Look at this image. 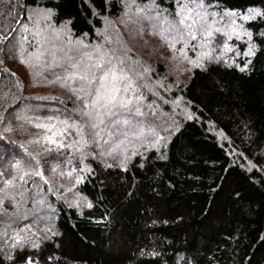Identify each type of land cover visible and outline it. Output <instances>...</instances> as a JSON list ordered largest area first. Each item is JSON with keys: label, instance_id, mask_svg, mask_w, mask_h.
Returning <instances> with one entry per match:
<instances>
[{"label": "trees", "instance_id": "obj_1", "mask_svg": "<svg viewBox=\"0 0 264 264\" xmlns=\"http://www.w3.org/2000/svg\"><path fill=\"white\" fill-rule=\"evenodd\" d=\"M36 2L54 10L56 26L70 21L73 39L99 42L97 29H101L112 41L106 46L117 55L127 51L132 60L139 58L150 67L148 78L162 85H154L159 98L142 89L145 102L155 100L164 126H175L162 133V145L138 150L126 168L111 157H99L93 149L84 157L91 171L83 173V182L71 192L64 188L71 187L74 178L61 176V169L50 170L53 163L67 158V151L58 156L53 146L45 154L47 145L28 142L40 130L15 118L32 116L27 109L47 114L46 110L75 106L66 89L35 77L12 44L3 42L22 6L20 23H26L27 11ZM146 2L136 0L141 6ZM155 2L174 14V0ZM219 6L264 9V0H219ZM124 12L122 0H0V165L14 155L27 159L25 149L38 157L49 182L33 179L50 205L40 227L50 222L54 230L35 249H14L12 260L0 251V264H23L29 255L38 264H264V37L260 35L264 18L242 22L252 32L254 55H244L249 46L246 37L228 41L240 53L229 52L228 57L240 65L247 60L246 70L211 61L203 68H191L178 82L163 62L148 63L128 47L115 24ZM104 18L112 22L107 27ZM13 31L9 41L19 37L17 26ZM217 39L223 43L221 35ZM60 71L45 69L42 75L50 80L52 72ZM169 85L171 90L166 91ZM177 96L183 97L178 107L171 103ZM185 109L195 118L186 119ZM8 126L13 131L5 133ZM79 160L76 156L69 167L79 169ZM75 192L92 206H69Z\"/></svg>", "mask_w": 264, "mask_h": 264}, {"label": "snow or ice", "instance_id": "obj_2", "mask_svg": "<svg viewBox=\"0 0 264 264\" xmlns=\"http://www.w3.org/2000/svg\"><path fill=\"white\" fill-rule=\"evenodd\" d=\"M122 4L125 16H129L134 7L136 20L133 22L146 21L148 29L172 51L171 60L190 66L181 67L180 72L203 68L206 62L211 61H223L229 67L235 64L241 71L246 70L247 60L240 65L235 57H228L229 52L240 54L228 41L233 37L236 40L246 37L249 46L244 55H254L252 32L242 22L264 18V9L249 7L238 11L221 8L219 0H174V14L161 9L155 0H147L142 6L136 0H122ZM93 15L99 13L93 12ZM53 16L52 8L36 2L35 7L27 11V22H16L18 39L14 36L9 41L5 35L3 42L12 44L20 62L34 70L35 77L59 84L75 98V106L71 110L51 109L46 110L47 114H36L38 109L33 108L26 110L32 112V116L17 114L15 117L40 130L28 142L47 145L45 154L50 153L53 146L58 156L64 155L61 150L67 151V158L53 163L50 170L55 173L61 169V176H67L70 181L74 178L75 183L64 188L65 192H71L83 182V173L91 171L84 157L92 155L93 149L99 157H111L119 161L121 168H126L138 150L162 145L165 141L162 133L175 126H164V114L158 112L155 100L145 102L142 89L159 98L154 85H162V81H150L147 76L150 67L139 58L132 60L127 51L117 55L114 48L106 46L112 41L101 29H97V36L102 37L99 42L73 39L68 27L70 21L56 26L52 23ZM104 19L106 27L112 23ZM218 34L223 37L222 44L218 42ZM83 35L87 36V33ZM260 35L264 37V33ZM29 46L31 50H27ZM186 49L195 52V56H189ZM55 68L61 71L52 72V79L42 75L43 70ZM171 87L169 85L166 91ZM182 101L183 97L177 96L171 103L178 107ZM184 114L186 119L195 118V113L187 109ZM11 131L10 126L4 128L5 133ZM25 131L21 129V134ZM24 152L27 159L14 155L6 164L0 165V251L4 252L7 260L13 259L14 249H35L54 231L50 222L40 227L48 216L50 205L39 195L40 184L33 178L44 183L49 181L40 169L38 157L27 149ZM76 156L80 158V167L70 168ZM54 194L64 198L62 193ZM29 203L31 207H27ZM81 203L86 207L92 206L79 192H75L69 206L75 204L79 208ZM23 264H38V261L29 255L23 258Z\"/></svg>", "mask_w": 264, "mask_h": 264}, {"label": "rangeland", "instance_id": "obj_3", "mask_svg": "<svg viewBox=\"0 0 264 264\" xmlns=\"http://www.w3.org/2000/svg\"><path fill=\"white\" fill-rule=\"evenodd\" d=\"M136 20L134 14V7L129 16L124 13L116 20V27L120 29L122 37L128 47L132 49L135 55H138L142 60L148 63H155L157 61L163 62L167 73L173 76L174 81H181L187 76L189 71L180 72V68L190 67L186 63L181 64L175 60H171L172 51L168 46L162 43L159 36L154 35L147 27V22H133ZM143 28V30H141ZM219 35V34H218ZM189 43H192L191 41ZM180 45L178 44L177 47ZM189 56H195V52L186 49Z\"/></svg>", "mask_w": 264, "mask_h": 264}, {"label": "water", "instance_id": "obj_4", "mask_svg": "<svg viewBox=\"0 0 264 264\" xmlns=\"http://www.w3.org/2000/svg\"><path fill=\"white\" fill-rule=\"evenodd\" d=\"M23 12H24V7L22 6V8H21V13H20V16H19V18H18V22H20V20H21V18H22V16H23ZM16 21V22H17ZM17 26V23H15V25L12 27V29L9 31V33L7 34V36L9 37L10 36V34L13 32V30L15 29V27Z\"/></svg>", "mask_w": 264, "mask_h": 264}, {"label": "bare ground", "instance_id": "obj_5", "mask_svg": "<svg viewBox=\"0 0 264 264\" xmlns=\"http://www.w3.org/2000/svg\"><path fill=\"white\" fill-rule=\"evenodd\" d=\"M165 6V5H164ZM14 32V31H13Z\"/></svg>", "mask_w": 264, "mask_h": 264}]
</instances>
